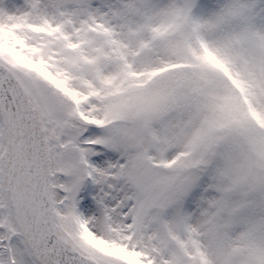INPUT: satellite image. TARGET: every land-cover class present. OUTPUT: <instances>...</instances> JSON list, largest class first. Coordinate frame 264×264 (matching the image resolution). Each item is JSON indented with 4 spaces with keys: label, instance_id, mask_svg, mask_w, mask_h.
<instances>
[{
    "label": "snow or ice",
    "instance_id": "6c2138e0",
    "mask_svg": "<svg viewBox=\"0 0 264 264\" xmlns=\"http://www.w3.org/2000/svg\"><path fill=\"white\" fill-rule=\"evenodd\" d=\"M0 264H264V0H0Z\"/></svg>",
    "mask_w": 264,
    "mask_h": 264
}]
</instances>
